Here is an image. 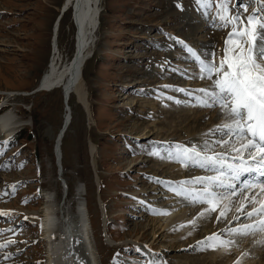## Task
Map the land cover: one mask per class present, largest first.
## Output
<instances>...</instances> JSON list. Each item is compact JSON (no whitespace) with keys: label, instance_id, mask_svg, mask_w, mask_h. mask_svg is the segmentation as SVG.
I'll return each instance as SVG.
<instances>
[{"label":"rangeland","instance_id":"1","mask_svg":"<svg viewBox=\"0 0 264 264\" xmlns=\"http://www.w3.org/2000/svg\"><path fill=\"white\" fill-rule=\"evenodd\" d=\"M66 2L0 0V119L9 112L21 123L10 137L0 125V244L8 245L0 249V264H49L41 231L48 197L67 215L78 208L87 213L93 264H264V232H229L255 223L244 213L264 204L258 184L221 200L216 212L171 190L182 181L218 175L199 161L169 159L172 146L237 155L215 143L227 139L222 132L206 135L228 121L218 107L197 106L203 94L196 90L212 81L198 78L185 48L202 58L214 52L218 63L232 25L223 26L215 7L202 14L195 0H97L79 80L84 101L73 91L65 104L60 89H36L53 57L54 26ZM73 5L65 8L55 34L61 66L78 46ZM227 9L229 18L246 23L249 16L264 17V0H228ZM66 115L58 163L54 145ZM157 150L159 156L151 154ZM253 195L256 201L249 203ZM226 207L225 219L217 221ZM213 234L227 246L213 250L199 243Z\"/></svg>","mask_w":264,"mask_h":264},{"label":"snow or ice","instance_id":"2","mask_svg":"<svg viewBox=\"0 0 264 264\" xmlns=\"http://www.w3.org/2000/svg\"><path fill=\"white\" fill-rule=\"evenodd\" d=\"M202 14L210 13L213 8L218 12L217 19L223 22V26L232 25V32L226 40L224 55L216 62L215 53H209L207 58H202L196 50L185 46L189 56L196 61L199 69V79L212 81L210 88H202L196 91L203 95L199 98V107H218L226 122L210 130L206 135L223 133V137L215 143L221 147L231 148L236 156L228 157L217 153L213 156L202 155L201 150L195 147L188 148L183 145H174L169 151L168 158L181 164L191 161H199L201 168H211L218 175L213 177H200L191 181H182L177 187L171 188L173 193L190 201L192 204L205 205L206 210L216 212L219 202L225 198L245 192L257 184L264 191V17L249 16L244 23L239 16L229 18L228 0H195ZM243 24L241 28L239 25ZM215 77V79H213ZM186 95L193 93L184 89ZM179 103V101H177ZM236 142H243L239 148H235ZM205 149L211 146L205 142ZM3 153H0L2 155ZM160 155L159 150L151 153ZM239 160V164L229 162ZM226 169V171H225ZM244 176H251L248 181H241ZM202 185V188H186L185 185ZM223 190V191H217ZM253 195L249 203H254ZM243 205L237 211L243 210ZM229 209L219 212L217 221L225 218ZM168 215L167 212L158 213ZM3 215V213H0ZM204 213H200L202 217ZM240 219V217H234ZM244 219L255 220L252 224H242L238 228H231V235L248 236L256 232H264V204L258 208L244 213ZM194 226L195 221H190ZM188 225H181L185 227ZM191 234V233H189ZM11 243V242H9ZM208 248L216 250L226 247L227 244L218 234L199 242ZM230 243V242H229ZM0 244V249L7 247Z\"/></svg>","mask_w":264,"mask_h":264},{"label":"bare ground","instance_id":"3","mask_svg":"<svg viewBox=\"0 0 264 264\" xmlns=\"http://www.w3.org/2000/svg\"><path fill=\"white\" fill-rule=\"evenodd\" d=\"M92 1L67 0L65 4L66 6H64L61 11V15L63 14L65 8L68 7V5H70L71 3L74 4L73 5L74 16L72 15L73 23L74 25H76L77 30L79 31L77 32L78 46L76 47V53L68 63L62 66L58 65L57 59L55 57L57 51L55 47L56 46L55 34L58 29V21L61 17L60 15L54 26V35H53L54 42L52 45L54 47L52 48L54 50V54L47 66L46 72L43 73V75L39 80L40 83L38 84L37 88L38 87L41 88L40 90L36 89L37 92L38 91L50 92L56 89H60L62 92L63 91L68 92V90L70 89L69 92L74 91V94H76L80 102L84 101V96L81 92V86L79 85V80H81L82 77V70L84 67V63L89 57V53H88L89 47L87 45L88 40L90 38V34L92 33V30H94L96 26L97 9L94 8V6L97 5V0H92ZM2 107L0 109H2ZM19 124H21L20 121ZM19 124L17 121L13 119V117L9 112L5 113L0 119V125L3 128L1 130L4 133L3 136L10 137L13 134H15L17 129L20 127ZM66 129L67 128H65V130L63 131L62 136L60 135L59 140L57 139L60 131L58 132L57 135L56 144H57V150L59 149V153L61 152V145L65 137ZM142 136L144 135L142 134ZM248 177L250 178V176ZM251 179L252 178H250V180ZM50 200L51 198L48 197L46 210L44 214L45 223H42L41 225L42 240H44L48 245L46 247L48 248L47 249L48 263L49 264H88V262L90 261V264L91 263L93 264L94 261L93 250L95 251L92 243L93 231H92V226L90 225L91 221L89 219V216L88 218L86 216L87 213L86 212L84 213L78 208L76 213L67 215L59 205L55 206L51 204ZM233 214L231 218L234 216H238L237 215L238 213L235 215ZM240 214L241 211H239V215ZM258 252L260 254V251H257L255 253Z\"/></svg>","mask_w":264,"mask_h":264},{"label":"water","instance_id":"4","mask_svg":"<svg viewBox=\"0 0 264 264\" xmlns=\"http://www.w3.org/2000/svg\"><path fill=\"white\" fill-rule=\"evenodd\" d=\"M61 9H63V8H61ZM62 11V10H61ZM73 16H74V14H73ZM74 22H75V20H74ZM75 27H76V25H75ZM78 31V30H77ZM77 31H76V40H77V37H78V33H77ZM40 83V82H39ZM73 87V86H72ZM40 88L41 87H38L37 88V90H40ZM73 90H74V88H73ZM70 91V89L68 90V92H62V94H63V99H64V102H65V104L67 103V100L69 99V95L72 93V92H69ZM68 117L67 118H65L64 119V123H63V126H62V129L60 130V132H59V135H58V139L57 140H59V138H60V135L62 136V133H63V131L65 130V128H66V126H67V124H68ZM61 133V134H60ZM57 140H56V142H57ZM54 148H55V155H56V158H57V160L58 161H60V158H61V155H60V153H59V149L57 150V144L55 143V145H54ZM62 183H64L63 181H62ZM91 253V252H90ZM93 253H94V258L96 259V257L95 256H97V254H96V251H94L93 250Z\"/></svg>","mask_w":264,"mask_h":264}]
</instances>
